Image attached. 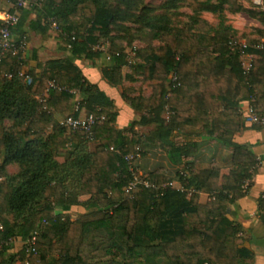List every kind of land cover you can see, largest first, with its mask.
Returning a JSON list of instances; mask_svg holds the SVG:
<instances>
[{
	"label": "trees",
	"instance_id": "16d2710c",
	"mask_svg": "<svg viewBox=\"0 0 264 264\" xmlns=\"http://www.w3.org/2000/svg\"><path fill=\"white\" fill-rule=\"evenodd\" d=\"M23 1L11 29L17 51L6 52L0 69V264H247L250 239L228 205L247 193L258 163L233 134L244 128L242 101L264 116V0ZM238 13L259 23L255 36L230 25L228 15ZM30 32L57 41L59 56L40 72L24 68ZM81 60L100 61L113 87L123 80L151 87L148 97L121 93L138 119L116 128L114 101L85 77ZM89 115L97 118L89 132L59 123ZM148 125L151 141L170 140L177 157L195 147L191 139L172 142L184 126L215 138L231 151L229 172L194 171L187 161L177 184L140 173L144 145L135 127ZM131 154L138 156L129 162ZM135 172L148 186L128 188ZM200 192L208 193L204 203ZM257 206L264 225V196Z\"/></svg>",
	"mask_w": 264,
	"mask_h": 264
},
{
	"label": "crops",
	"instance_id": "0c3cea01",
	"mask_svg": "<svg viewBox=\"0 0 264 264\" xmlns=\"http://www.w3.org/2000/svg\"><path fill=\"white\" fill-rule=\"evenodd\" d=\"M255 3H260L259 0H254ZM245 16L246 25L238 27L233 24L232 20L229 21L230 25L237 30L238 34L248 32L250 36L253 35L252 27L260 26L255 19L249 18L247 15L238 13L230 14L228 18ZM204 17L208 20L211 19L210 14H204ZM51 33V31H49ZM261 41L262 38H261ZM141 47V43H136ZM57 41L53 36L47 35L42 37L34 32L29 33L28 51H27V64L24 68H34L36 72L41 71V67L48 59L59 56V50L57 49ZM35 54L36 58H30ZM249 58L255 57L253 54L248 55ZM38 62H42L39 65ZM79 66L82 69L85 77L92 83L103 90L113 101L117 110L116 128H126L129 123L139 118L140 113L135 111L122 97V91L125 88H130L132 95L141 94L144 97L151 95V87L142 80H135L130 82L123 80V83L117 87L111 86L101 75L99 67L101 62H95L94 64L88 60L78 61ZM129 69L127 67L122 68V72L127 73ZM150 84L152 81L149 82ZM248 101H242L240 105L241 121L243 129L233 134V140L237 143L248 144L251 146L253 153L255 154L258 163L256 171L252 178L245 182L244 187L248 184L247 193L237 199L233 204L228 205L229 216L237 223L241 224L245 234L250 239V248L253 252V256L250 260H247V264H264V225L258 217L257 200L259 197L264 196V127L253 128L248 122H245L247 118V110L249 108ZM144 113V112H142ZM80 116H84V111H81ZM163 117L166 115L163 113ZM180 133H176L171 136L172 142L179 145L183 144L186 140H193L195 142L194 151L188 158L177 157L173 155L167 146L170 140H153L152 130L153 125L135 127L138 135L141 136L144 152L135 160V165L140 173L148 172H160L171 178L174 183H178L176 179V172L184 165L185 162L190 161L194 164V171L203 169H217L219 175H225L231 168V151L225 147L221 142L213 137H209L205 134L199 136L185 133L188 130H195L192 127L184 126ZM208 199V193L200 192L199 201L204 203ZM79 211L83 209L77 208ZM19 243L14 244V250H17Z\"/></svg>",
	"mask_w": 264,
	"mask_h": 264
},
{
	"label": "built area",
	"instance_id": "2783aa9c",
	"mask_svg": "<svg viewBox=\"0 0 264 264\" xmlns=\"http://www.w3.org/2000/svg\"><path fill=\"white\" fill-rule=\"evenodd\" d=\"M24 5H25V2L23 0H18L12 12L0 13V69H2L4 65V56L6 55V52L9 50H12V52L15 53L17 51L16 46L12 39L11 29L18 22V19H19L18 10ZM259 47L261 48L263 47V45H260ZM244 69L248 70L249 64H245ZM4 74L7 76H10V73H8V71H5ZM26 78L29 79V77H26ZM50 86L56 87V85L52 82L50 83ZM96 120L97 118L93 117L92 115H89V116H85L83 118H77V119L72 118V117H67L65 119H61L59 123L61 125L70 126L73 129H83L86 132H89L92 124ZM247 121L250 124H257V125L264 127V116H259L258 114H256L250 106L247 110ZM136 156L138 155L137 154L127 155L125 159L131 162V160ZM133 175H134V180L133 182L130 183L128 188L134 186L137 183H144L146 186H148V184L145 183V181H143L140 178L139 174L135 172L133 173ZM35 240H36L35 235L30 237L26 241V244L28 245V247L30 246L33 247Z\"/></svg>",
	"mask_w": 264,
	"mask_h": 264
},
{
	"label": "rangeland",
	"instance_id": "374dc122",
	"mask_svg": "<svg viewBox=\"0 0 264 264\" xmlns=\"http://www.w3.org/2000/svg\"><path fill=\"white\" fill-rule=\"evenodd\" d=\"M109 1H111V3H112V1H114V0H109ZM146 1L147 2L151 1V2H154V3L160 2V0H146ZM182 3L183 4L181 5L182 6L181 10L188 11V8L186 7V4H185L186 2L182 1ZM14 7L15 6H13L11 3L6 2L4 0H0V13H6V12L10 13V12H12L10 9L13 8V10H14ZM18 12H19V10H18ZM230 20H232L233 24L238 26V27L246 25V17L245 16H238V17L228 18V21H230ZM5 69H6V67L4 66L3 70H5ZM60 118H58V119H60ZM8 125H10V123H8ZM93 146H94L93 143L90 144V148H93ZM57 159L62 161L63 160V156H59V157H57ZM7 170H8L9 173H15L17 171V166L16 165L8 166ZM79 215H80V213L76 210V211H73L72 217L75 218V217H77ZM17 243H19V242H17Z\"/></svg>",
	"mask_w": 264,
	"mask_h": 264
}]
</instances>
